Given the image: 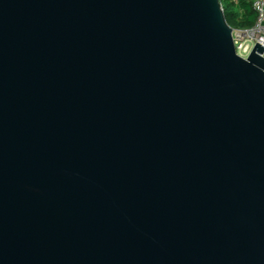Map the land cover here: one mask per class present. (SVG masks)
<instances>
[{
  "label": "water",
  "instance_id": "1",
  "mask_svg": "<svg viewBox=\"0 0 264 264\" xmlns=\"http://www.w3.org/2000/svg\"><path fill=\"white\" fill-rule=\"evenodd\" d=\"M263 53L221 0H0V264H264Z\"/></svg>",
  "mask_w": 264,
  "mask_h": 264
},
{
  "label": "built area",
  "instance_id": "2",
  "mask_svg": "<svg viewBox=\"0 0 264 264\" xmlns=\"http://www.w3.org/2000/svg\"><path fill=\"white\" fill-rule=\"evenodd\" d=\"M253 9L256 12L254 24L246 28L233 29L236 51L245 58L251 54L257 43L264 46V0H253Z\"/></svg>",
  "mask_w": 264,
  "mask_h": 264
},
{
  "label": "trees",
  "instance_id": "3",
  "mask_svg": "<svg viewBox=\"0 0 264 264\" xmlns=\"http://www.w3.org/2000/svg\"><path fill=\"white\" fill-rule=\"evenodd\" d=\"M225 17L233 29L246 28L254 24L256 12L253 0H221Z\"/></svg>",
  "mask_w": 264,
  "mask_h": 264
}]
</instances>
